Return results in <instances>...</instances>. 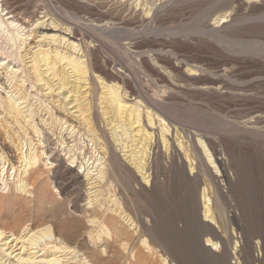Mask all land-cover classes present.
I'll return each mask as SVG.
<instances>
[{
    "label": "bare ground",
    "instance_id": "bare-ground-1",
    "mask_svg": "<svg viewBox=\"0 0 264 264\" xmlns=\"http://www.w3.org/2000/svg\"><path fill=\"white\" fill-rule=\"evenodd\" d=\"M168 1L68 0L74 8H63L57 14L46 5H38L39 0H0V194L12 184L15 199L23 198L27 203L31 201L29 198H35L44 206L51 204L44 210L51 218H42L36 224L29 220L20 224L18 219L13 223L14 218L12 224L5 222L7 215L2 216L0 201V264H134L138 262L136 255L140 254L131 245L135 239L145 257L157 259L148 264H172L146 238L145 224L141 228V223L124 206L122 197L128 195L133 197L132 202L145 201L160 207L169 199L178 202L176 205L184 206L205 233L201 244L205 252L218 260L221 255L229 256L228 246L230 255L241 253L245 264L251 262L254 234L251 236L248 228L244 229L242 245L237 241L231 244L226 229L224 235L219 234L223 233L224 221L228 223L229 212L221 186H232L225 158L219 155L212 140L179 129L153 109L155 104L150 106V102L146 104L136 96L134 91L138 89L128 79L131 65L123 67L115 57L118 54L143 64L149 59L155 65L160 64L162 39L155 35L172 21L170 16L160 15L162 9L159 12ZM241 2L239 9L245 11L244 18L251 16V4L258 2V14L264 18V0ZM234 8L226 5L211 16L203 14L201 21L206 27H202L217 33L220 27L235 21L238 11ZM178 18V25L174 23L176 27H170L173 25L170 24V29L183 30L188 25ZM100 46L108 48L105 60L99 58ZM110 64L114 71L107 69ZM149 65L150 73L159 75L161 68L157 71ZM183 71L189 79L198 76L192 68ZM222 71L211 83L196 85V89L217 92L228 89L224 80L228 70L225 67ZM158 83L162 92L170 89V82L161 79ZM247 92L243 89L234 96L250 100L253 96ZM260 110L251 112L246 123L251 124L252 120L255 126L264 128V110ZM61 155L70 164L66 169L77 168L76 176L85 186L84 204L75 206L72 214L64 218L65 207L49 202L46 181L50 180L45 174L55 168ZM31 177L39 189L34 190L30 185ZM50 189L59 194L54 187ZM176 205L169 206L174 215L167 220L177 215ZM236 225L241 229L240 222ZM121 226L126 230L120 231ZM128 231L131 236L123 239ZM112 242L117 244L118 252L110 255ZM258 244L256 241V248ZM105 258L109 259L101 263Z\"/></svg>",
    "mask_w": 264,
    "mask_h": 264
},
{
    "label": "rangeland",
    "instance_id": "rangeland-1",
    "mask_svg": "<svg viewBox=\"0 0 264 264\" xmlns=\"http://www.w3.org/2000/svg\"><path fill=\"white\" fill-rule=\"evenodd\" d=\"M208 1L211 2L209 3ZM239 1L241 2L242 0H169L166 4L161 6L162 8L159 9V12L162 9L163 12L161 11L162 14L160 13V15H164L167 18L170 16L169 20L172 21L168 20L169 22L163 26V30L160 31L161 33L159 32V35H155V37L157 36L156 38L159 37L162 39L161 47L159 46L161 50L157 48L160 50L159 55L162 57V60L158 62L160 64L155 65L150 61V59L147 61V63L143 64L138 62L140 61L138 59L128 60L123 57H119L120 55L118 54H115V57L117 56L116 60L118 59L119 64H122L123 67L125 66L128 68L131 65L129 68L130 74L128 79L130 85L135 89H138V91H134L135 94H137L136 96H139V98L141 97L142 100L144 99L145 101L143 100V102L146 104H149L150 102V106H154L155 104V108L153 107V109L159 114L161 113V115H163L167 121H171L173 125L177 127L179 126V129L186 131V133H190L191 131L195 132L203 136L205 140L210 139L214 142L215 148L219 152V155L225 158L224 161L226 162V172L227 175L231 177L230 179L232 182V186H221V192L228 199L227 211L229 212L227 219L228 223L226 224V221H224L223 224L225 228H222V224L221 230L223 233L219 234L224 235L223 230L226 229V237L232 238L230 241L231 244L233 241H237L240 243V245H242L245 242L244 229L248 228L250 230L251 236L254 234L251 237L253 249L250 253L252 258L249 264H264V128L255 126L252 120L251 124L246 123V117L249 116V119L252 116L250 114L251 112L259 111V109H261L260 111L264 110V18L263 15L258 14L259 8L257 7V4L259 5L260 2L251 4V16L244 18L243 13H245V11H241L239 9L241 8L239 5L242 4V2L239 3ZM39 3L38 5H41L42 7L43 5H46L47 8L53 12H56L57 14L58 12L60 13L63 11V8L64 10H69L71 7L68 0H39ZM224 3H227L226 5L230 8L236 7L234 9L239 13L237 12V14H235V21L228 22L227 24L223 25L217 30V33L210 32L207 28H204L206 26H204L205 24L201 21L202 15L206 13L207 15L211 16V14H213L212 12H215L216 9L222 10V8L226 6ZM173 8L175 9L173 10ZM173 14H177L180 17V20H183V23L186 22V24H188L185 29H178V31L170 29V27H176L178 25L177 19L179 18ZM209 16L205 20L207 24L210 20ZM170 24L173 25L170 26ZM153 35L154 34H147L145 36ZM163 37H165L164 39L167 38V40L170 39V41H164ZM124 43L121 42V44ZM102 47L103 46H100L98 48L100 56L99 58L101 60H105L108 48H106V46L103 48ZM136 61L138 64L140 63L141 67L140 65L138 66V64H136ZM148 63L152 64L151 66H154L157 71L159 68H161L157 72L159 73V75L157 74L159 77L152 72L150 73V70L148 69V66L150 67V65ZM157 66L160 67L157 68ZM108 67L107 69L109 71H114L111 68L113 65L110 64ZM225 67L228 72H226L224 76L227 79L225 78L224 80H227L225 82L228 84V89H222L223 91L218 92L210 90L200 91L196 89V87L199 85L211 83V80L213 81L217 74H223L222 69ZM136 68H138V70H136ZM191 68L192 70H195L196 73H198L197 75L199 77L197 76L194 79H189L183 75V70ZM155 69L153 68L152 70L156 71ZM140 70L142 73L138 72ZM147 73L150 74L148 75ZM146 75L149 78H147ZM159 78L160 80L162 79V81H166L167 83L170 82V89L168 91H163L166 93H163L161 88L159 89L161 85H159V83L157 84V82L160 81ZM197 79L199 80L198 82ZM204 82L206 83L203 84ZM146 83L149 84V86L151 85V88L146 85ZM153 83L157 84V88L155 87V84L153 85ZM148 88H150V90L153 88V90L150 91ZM243 89L244 91H249L247 94H250L255 99L253 97L250 98V100L248 98L244 99L241 97L240 99L238 96H234L240 93V91H243ZM144 96L146 98H144ZM155 101L158 104H156ZM253 120L255 122V119ZM255 127L259 129H254ZM59 159L60 160L56 162L57 165L49 174L45 172L51 181V183L48 180L46 181V183L48 182L46 184V188L50 193L49 199L51 201H48L51 203H54L55 201L60 207H65L63 208L64 216H62V218H64L67 216V214H72L75 206L78 207L84 204L85 186L82 184L81 178L76 176L77 168L72 167L71 169H66L67 165H70L68 162H66V160H64L66 158L61 155L59 156ZM159 179L162 180L163 177L160 176ZM33 180V177H31L28 182L30 185L32 184V187L34 186V190L39 189V184L37 185L35 183L36 180ZM50 186L54 187L59 194L52 193L53 191L50 189ZM0 196V201L2 200V216L5 217L7 215L4 218V220H6L5 222L12 223L16 219L13 223L20 220L18 223L20 222L21 224L22 220L23 222H25V220H29L32 224H36L42 220V218H51L44 211L48 209L51 204L44 206V203L42 204L37 202L35 198L33 200L29 198L31 201L27 203L23 201V198L15 199V193L13 191L12 184H10L8 189L1 191ZM59 197L60 199H58ZM125 197L123 196L122 198L123 202H125L124 206L128 212H131L130 214L134 216L135 221L137 220L136 222L138 224L141 223L139 224L141 225V228L145 224L144 235L146 238L152 243L153 246L165 253V255L173 262L172 264H238L236 263L238 261H240V264H245L243 259H241V253H238L237 256L230 255V249L228 246L227 251L229 252V256L224 258V256L221 255L219 256L220 258H218V260L214 259L210 253L205 252L201 245L203 238L206 236L204 235L205 233H202V229L195 223L196 221L193 219L192 215L186 213L187 210L184 206H181V204L178 206L176 205L178 202L176 203V201L169 199V202L162 203L164 205L161 204V207L160 205L157 204L156 206V204L154 205L153 203L151 204L153 206L152 207L149 203V205L144 203L145 201L140 203L132 202L133 197L131 195ZM170 202L172 203L170 204ZM174 205H176L177 208L179 207L178 211H175L177 215H175V217L169 218L170 220H167L166 218L174 215L172 214L173 211L170 208ZM179 211L184 213L182 214ZM197 213V216L200 218V208ZM234 218L236 219L235 222ZM239 219L243 222H241ZM236 222H240L242 225L241 229H237ZM122 230L126 229L121 226L120 231ZM120 231L119 234L122 233ZM126 233L128 238L127 236H123V239H129V236H131L129 235L131 234L130 231ZM131 241L133 243H131L132 247L134 246L135 250L140 252L139 255H136V257H138V262H135L134 264H148L157 260L151 257H145L146 254L143 253L142 247L135 244L137 243L136 239ZM131 241L129 240V243ZM256 241H258L259 244L261 243L260 245L258 244L259 246L257 245V248ZM81 248L83 247L81 246ZM111 252H118V246L113 242L109 253L110 255ZM236 257H238V260H236ZM107 259L105 258V260H103L101 263H105Z\"/></svg>",
    "mask_w": 264,
    "mask_h": 264
}]
</instances>
